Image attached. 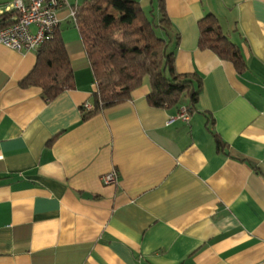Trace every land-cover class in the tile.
Returning <instances> with one entry per match:
<instances>
[{"label": "crops", "instance_id": "crops-1", "mask_svg": "<svg viewBox=\"0 0 264 264\" xmlns=\"http://www.w3.org/2000/svg\"><path fill=\"white\" fill-rule=\"evenodd\" d=\"M84 1L58 12L74 87L56 100L21 85L37 52L0 44V264H264V0H164L175 69L201 81L189 121L151 106L149 81L85 119L98 89L70 18ZM141 7L160 21L159 0ZM209 15L243 74L199 49Z\"/></svg>", "mask_w": 264, "mask_h": 264}, {"label": "trees", "instance_id": "trees-1", "mask_svg": "<svg viewBox=\"0 0 264 264\" xmlns=\"http://www.w3.org/2000/svg\"><path fill=\"white\" fill-rule=\"evenodd\" d=\"M73 9L76 10V23H73L81 36L98 89L95 111L85 119L130 101L133 92L146 81L150 84L151 106L179 110L185 107L189 114L193 113L199 101V87L195 86H200L201 81L196 76L177 73L170 41L157 35L160 30L165 35L172 30L164 0H159L158 23L152 12L143 10L141 0H85ZM18 20L16 10L0 16V30ZM198 26L199 49L211 51L243 74L246 64L241 52L223 34L218 21L209 15ZM21 85L41 89L49 102L73 89L74 72L60 28L55 38L37 51V64ZM215 140L222 150L223 143L217 136Z\"/></svg>", "mask_w": 264, "mask_h": 264}, {"label": "built area", "instance_id": "built-area-1", "mask_svg": "<svg viewBox=\"0 0 264 264\" xmlns=\"http://www.w3.org/2000/svg\"><path fill=\"white\" fill-rule=\"evenodd\" d=\"M14 9L19 14V20L11 27L0 30V44L7 49L23 53L37 52L41 46L55 38L60 28V0H14ZM70 18L76 23V10L71 9ZM33 28L36 31H33ZM84 111L92 113L95 108L85 104ZM178 119L189 121L187 108H181ZM119 174L116 171L105 175L102 182L105 185H118Z\"/></svg>", "mask_w": 264, "mask_h": 264}, {"label": "rangeland", "instance_id": "rangeland-1", "mask_svg": "<svg viewBox=\"0 0 264 264\" xmlns=\"http://www.w3.org/2000/svg\"><path fill=\"white\" fill-rule=\"evenodd\" d=\"M157 35L160 37V33L159 32H157Z\"/></svg>", "mask_w": 264, "mask_h": 264}]
</instances>
